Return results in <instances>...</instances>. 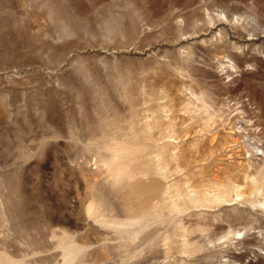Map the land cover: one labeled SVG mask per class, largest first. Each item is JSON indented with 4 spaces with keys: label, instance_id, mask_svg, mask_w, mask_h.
Segmentation results:
<instances>
[{
    "label": "rangeland",
    "instance_id": "374dc122",
    "mask_svg": "<svg viewBox=\"0 0 264 264\" xmlns=\"http://www.w3.org/2000/svg\"><path fill=\"white\" fill-rule=\"evenodd\" d=\"M0 264H264V0H0Z\"/></svg>",
    "mask_w": 264,
    "mask_h": 264
},
{
    "label": "bare ground",
    "instance_id": "6f19581e",
    "mask_svg": "<svg viewBox=\"0 0 264 264\" xmlns=\"http://www.w3.org/2000/svg\"><path fill=\"white\" fill-rule=\"evenodd\" d=\"M229 196H230V192H222V193L216 194V195L208 198V204L207 205H209V206L219 205L220 203H222L224 201L230 200Z\"/></svg>",
    "mask_w": 264,
    "mask_h": 264
}]
</instances>
